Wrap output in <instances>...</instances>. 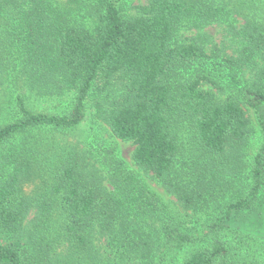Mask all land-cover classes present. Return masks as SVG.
<instances>
[{"label": "trees", "instance_id": "obj_1", "mask_svg": "<svg viewBox=\"0 0 264 264\" xmlns=\"http://www.w3.org/2000/svg\"><path fill=\"white\" fill-rule=\"evenodd\" d=\"M118 1L0 0V264H264V243L225 225L264 193V0H145L137 15ZM214 23L242 40L232 64L262 55L238 93L260 122L248 159L240 100L217 98L197 66L208 36H178ZM114 79L110 133L134 145L133 164L191 212L194 230L115 148L54 147L36 134L77 128L94 88Z\"/></svg>", "mask_w": 264, "mask_h": 264}, {"label": "rangeland", "instance_id": "obj_2", "mask_svg": "<svg viewBox=\"0 0 264 264\" xmlns=\"http://www.w3.org/2000/svg\"><path fill=\"white\" fill-rule=\"evenodd\" d=\"M118 3L125 15H137L139 13L138 6L144 4L145 0H119ZM233 23L238 27L242 21L237 18ZM200 34H206L208 36V42L204 46L207 57L203 58L200 63H197V66L199 71L201 70V73H204L209 79L216 82V84H212L208 81L205 87L211 89L219 99H223L229 94L235 95L240 100V104L246 117L253 128V134L244 149L245 156L248 159L249 157H252L258 149L261 134L260 122L254 110L249 108L243 102L238 93L240 87L247 86L251 83L255 68L262 63V55L252 57V63H247L245 60L240 67L232 64L230 60L239 56V51L241 50L243 43L239 35H236L233 29L224 23H214L203 27L201 30H182L178 36L180 38H196ZM121 89L122 85L119 79H114L108 85H104L103 82L99 83L94 88L93 94L89 98L87 114L82 124L72 130L59 132L42 130L36 134L41 137L45 143H49L54 147L58 145L70 147L75 146L84 152L87 149H91L92 151L94 148L96 150L108 147L115 148L117 155L127 164V166L137 172L144 183L158 196V198L164 204L168 205L171 210L184 221L185 227L194 230L191 212L185 210L174 195L165 191L159 181L151 173L139 170L133 164L131 153L134 145L130 141L120 140L110 133L102 113L103 110L108 107L111 98L118 95ZM236 89L238 90L236 91ZM84 156L88 158V160L85 161L89 164L87 169L91 170L92 167H95L96 165L92 158L93 156L92 154L90 155V152L87 155L84 154ZM106 186L110 189L108 184H106ZM32 189L33 185L28 186L27 192H31ZM31 193H33V191ZM263 203L264 193L261 194L259 204L253 211H243L233 214L225 221V225L230 229L244 231L254 237L256 241L264 243ZM34 211L35 209H31L29 212L25 220L26 224H28V221L33 218ZM105 243V237L96 236L93 252L98 254L99 258H104L102 256H105ZM179 254L182 256L183 251ZM128 264H138V262L129 261Z\"/></svg>", "mask_w": 264, "mask_h": 264}]
</instances>
